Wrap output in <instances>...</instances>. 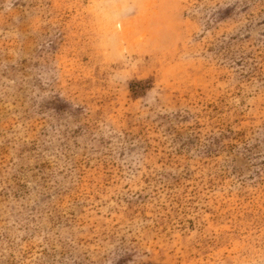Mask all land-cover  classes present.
Masks as SVG:
<instances>
[{"label":"rangeland","instance_id":"374dc122","mask_svg":"<svg viewBox=\"0 0 264 264\" xmlns=\"http://www.w3.org/2000/svg\"><path fill=\"white\" fill-rule=\"evenodd\" d=\"M0 264H264V0H0Z\"/></svg>","mask_w":264,"mask_h":264}]
</instances>
